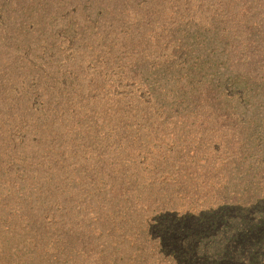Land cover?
Masks as SVG:
<instances>
[{"label": "trees", "instance_id": "obj_1", "mask_svg": "<svg viewBox=\"0 0 264 264\" xmlns=\"http://www.w3.org/2000/svg\"><path fill=\"white\" fill-rule=\"evenodd\" d=\"M128 2L124 24L108 0H0V264H264V195L147 214L123 143L131 127L233 128L239 165L264 175L255 22L164 32Z\"/></svg>", "mask_w": 264, "mask_h": 264}, {"label": "rangeland", "instance_id": "obj_2", "mask_svg": "<svg viewBox=\"0 0 264 264\" xmlns=\"http://www.w3.org/2000/svg\"><path fill=\"white\" fill-rule=\"evenodd\" d=\"M68 2L71 3L72 0ZM108 2L112 9L111 15H122L124 24L131 19L130 11L133 8L127 4L128 0ZM146 2L152 14V25L157 28L162 26L164 32L165 29L183 26L196 31L213 30L219 26L239 30L252 19L251 25L254 21L255 28L263 38L260 47L264 48V5L257 0ZM120 10L122 11L118 12ZM254 13L257 15L253 16ZM102 18L103 16L95 18L93 15V19H98L101 27L113 25L114 22ZM164 35L158 37V40L168 41ZM255 59L264 60V56L257 55ZM129 130L132 134L123 136L126 139L123 143L124 146L132 145L130 162L136 166L138 181L144 185L135 186L133 190H126L128 194L126 191L125 193L128 196H138L139 200L135 203L138 205L139 202V207L147 214L160 208L180 214L198 213L215 208L226 200L245 199L255 190L264 195L263 173L255 168L243 169L239 165V155L233 152L232 148L239 142L237 129L169 126L161 129L131 127ZM155 131L158 133L153 134ZM137 132L139 135L135 137ZM248 181L251 182L250 185L247 184ZM148 264L154 263L151 260Z\"/></svg>", "mask_w": 264, "mask_h": 264}]
</instances>
